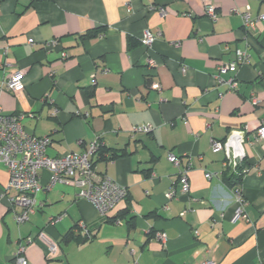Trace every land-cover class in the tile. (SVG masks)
I'll return each instance as SVG.
<instances>
[{"label":"crops","instance_id":"crops-1","mask_svg":"<svg viewBox=\"0 0 264 264\" xmlns=\"http://www.w3.org/2000/svg\"><path fill=\"white\" fill-rule=\"evenodd\" d=\"M207 5L216 6L215 21L205 14ZM233 8L257 16L264 14V0H0V83L18 70L25 83L21 91L0 92V109L26 113L28 132L50 135V156L83 152L99 140L107 151L102 159L93 154L96 171L128 188V196L101 215L72 184L46 189L43 170L37 210L18 223L1 164L0 264H15L25 237L33 238L25 249L29 264L263 263L264 139L254 135L264 124V18L246 35ZM146 30L161 33L150 49L141 43ZM51 39L59 44L46 50L43 41ZM237 49L247 50L249 61L234 73L237 88L225 91L213 75ZM182 64L189 67L185 73ZM143 123L152 131L133 135L132 127ZM236 130H244L236 148L244 157L240 180L230 187L224 175L235 171L226 164L234 148L214 151L211 141H225ZM169 151L193 163L188 193ZM173 186L176 194L167 198ZM237 190L247 219H234ZM86 228L92 240L61 241L69 230ZM41 232L56 243V253L38 238Z\"/></svg>","mask_w":264,"mask_h":264},{"label":"built area","instance_id":"built-area-1","mask_svg":"<svg viewBox=\"0 0 264 264\" xmlns=\"http://www.w3.org/2000/svg\"><path fill=\"white\" fill-rule=\"evenodd\" d=\"M130 9V6H129ZM154 7H150L153 10ZM157 10L160 14L165 15L166 9L164 6H159ZM232 13L240 14L242 17L243 28L246 35H254L257 22L264 18V14L253 16L249 8L240 10L238 8L231 9ZM205 14L213 21L218 18V13L215 5H207L205 7ZM161 36L160 32L153 33L146 30L142 37L141 43L150 49L157 37ZM29 43H33V38H28ZM59 42L56 39L43 41V47L46 50L57 47ZM62 56L66 53L62 51ZM149 56V55H148ZM250 54L247 50H236L235 58L228 63H223L217 67L216 73L213 75L216 86L225 85V91H233L237 88L238 82L234 77V73L240 64L249 61ZM148 63L156 65L151 56L148 57ZM189 67L185 64L181 65V72H187ZM231 73L232 76L226 77ZM262 70L259 75H263ZM155 89H160L159 83H153ZM25 88L24 75L21 71L12 72L5 81L0 83V92L8 90L18 92ZM224 92H219L222 97ZM254 104L258 103L257 99L253 98ZM26 116L24 112L4 113L0 109V165L6 166L9 174L8 183L5 191H10L9 201L14 209V217L18 223L27 221L32 214L37 210L35 194L43 185L41 183V172L47 170L49 178L44 185L46 189H50L56 183L72 184L77 188L78 195L89 200L95 205L101 215L109 214L121 201L128 196V188L120 184L114 178L107 174H99L95 165L93 164V154L100 145V141L96 140L83 152H68L63 155L50 156L48 154V147L52 142L50 135L38 136L28 132L23 124ZM153 125L151 123L138 124L132 127L133 135L137 133H148L152 131ZM244 130H236L230 133L225 141L212 139L211 146L214 151L223 148L233 147L234 153L229 155L226 164L236 168L240 165L244 153L237 151L236 148L243 141ZM254 138L257 140L264 139V124L261 125ZM167 159L175 166L180 167L179 180L181 182L182 192H189L188 172L193 167L190 159L183 161L182 157L169 151ZM218 173L207 172L206 177L212 178ZM5 192L0 193V199ZM176 194V190L171 187L167 193V198H171ZM237 207L234 219L242 217L247 219V214L244 209L246 201L241 191L237 190L234 193ZM116 223H121L117 220ZM85 226L84 223H81ZM87 230V229H86ZM158 239H165L162 233L157 234ZM38 238L45 241L48 245L50 253H56L58 246L56 243L50 242L46 239L43 232L39 233ZM33 241L32 237L23 238L17 251L14 255L15 264H29L25 256V249L29 243ZM204 264H215L213 260H208ZM264 264V261L263 263Z\"/></svg>","mask_w":264,"mask_h":264},{"label":"trees","instance_id":"trees-1","mask_svg":"<svg viewBox=\"0 0 264 264\" xmlns=\"http://www.w3.org/2000/svg\"><path fill=\"white\" fill-rule=\"evenodd\" d=\"M94 35V33H92ZM107 151V149L101 148V145H99V147L97 148V150L95 152H98L100 159L102 158H106L104 157V153ZM125 154V151H112L110 154L109 158H116L118 156H121ZM93 160V157H92ZM93 164H94V160H93ZM242 162L240 163L239 166H237L235 168V171L230 172V174L224 175V181L226 182V184L230 187H234L238 184L239 180H240V166H241ZM239 189V188H238ZM87 229V228H86ZM94 238V236L90 233L89 230H86L85 233H78V234H74L72 232V230H69L67 233H65L62 238L61 241L64 243L70 242V241H78V242H85L87 240H92Z\"/></svg>","mask_w":264,"mask_h":264}]
</instances>
